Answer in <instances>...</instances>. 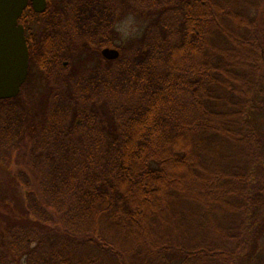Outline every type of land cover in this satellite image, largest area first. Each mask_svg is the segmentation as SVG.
Instances as JSON below:
<instances>
[{
	"label": "trees",
	"instance_id": "16d2710c",
	"mask_svg": "<svg viewBox=\"0 0 264 264\" xmlns=\"http://www.w3.org/2000/svg\"><path fill=\"white\" fill-rule=\"evenodd\" d=\"M127 13L148 23L117 44ZM33 16L27 81L0 100V169L20 164L0 185V264H264V0ZM107 46L118 60L93 58Z\"/></svg>",
	"mask_w": 264,
	"mask_h": 264
},
{
	"label": "water",
	"instance_id": "95a60500",
	"mask_svg": "<svg viewBox=\"0 0 264 264\" xmlns=\"http://www.w3.org/2000/svg\"><path fill=\"white\" fill-rule=\"evenodd\" d=\"M29 0H0V100L16 98L27 81L30 54L25 28L19 19L27 8ZM37 12L47 9V0H33ZM104 59L115 61L120 51L104 48Z\"/></svg>",
	"mask_w": 264,
	"mask_h": 264
},
{
	"label": "rangeland",
	"instance_id": "374dc122",
	"mask_svg": "<svg viewBox=\"0 0 264 264\" xmlns=\"http://www.w3.org/2000/svg\"><path fill=\"white\" fill-rule=\"evenodd\" d=\"M147 23L148 19L141 18L137 15H134L133 13L130 15L125 14L122 20L119 21L118 26H116L117 30L120 32L121 38L120 40H117L116 43L128 45L130 41L140 37ZM93 53L95 54L93 58H99L100 56H102L101 49H97L93 51ZM92 65H94V63H91V66ZM37 69L38 68L36 66H33L30 83L27 85L23 92L26 97L32 96L31 98H33V96H37L38 98V95H41V97L44 96L45 88L43 86L42 75ZM259 119L261 125H263L264 127V116L260 117ZM3 165L4 167L0 169V185L2 187H5V185H8L10 182H12L11 176L20 167V164L17 161H12L9 164Z\"/></svg>",
	"mask_w": 264,
	"mask_h": 264
},
{
	"label": "flooded vegetation",
	"instance_id": "af4514ba",
	"mask_svg": "<svg viewBox=\"0 0 264 264\" xmlns=\"http://www.w3.org/2000/svg\"><path fill=\"white\" fill-rule=\"evenodd\" d=\"M54 1V0H53ZM55 1H57V3H61V1L62 0H55ZM48 7H49V0H47V9H48ZM27 9H29V13H27V15H25L24 16V14H25V11L27 10ZM47 9L43 12V13H45L46 11H47ZM25 11H24V13H23V15L20 17V19H19V24H21V25H23V27L25 28V34H26V39H27V44H28V47H29V43H28V41H29V38H28V31H29V29H33V27L32 26H34L35 25V22H37L38 21V19H37V17L35 18L33 15H39V14H43V13H39V12H37L36 11V9H35V7H34V4H33V0H29V3H28V6H27V8L25 9ZM31 11V12H30ZM32 14V15H31ZM130 14H132V13H127V15H130ZM116 16H117V14L114 12L113 13V18L115 19L116 18ZM125 16V15H124ZM118 17V16H117ZM34 18V19H33ZM54 20V19H53ZM40 21V20H39ZM38 24H39V22H38ZM116 24V26H118V24H119V20L115 23ZM56 25V24H55ZM36 27L34 28V29H36L37 28V25H35ZM55 30V29H54ZM53 37H56V34H53ZM105 48H114V49H117V48H115V47H105ZM104 49V48H103Z\"/></svg>",
	"mask_w": 264,
	"mask_h": 264
}]
</instances>
